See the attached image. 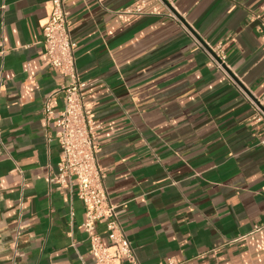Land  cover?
I'll use <instances>...</instances> for the list:
<instances>
[{
    "label": "crops",
    "instance_id": "obj_1",
    "mask_svg": "<svg viewBox=\"0 0 264 264\" xmlns=\"http://www.w3.org/2000/svg\"><path fill=\"white\" fill-rule=\"evenodd\" d=\"M51 0H0V264H94L83 202L57 174L43 101L66 78L45 64ZM69 0L70 38L99 124L97 161L140 264H264V0ZM225 44L226 71L204 50ZM93 232L110 242L106 219Z\"/></svg>",
    "mask_w": 264,
    "mask_h": 264
},
{
    "label": "built area",
    "instance_id": "obj_2",
    "mask_svg": "<svg viewBox=\"0 0 264 264\" xmlns=\"http://www.w3.org/2000/svg\"><path fill=\"white\" fill-rule=\"evenodd\" d=\"M69 0H51V10L47 21L40 27L41 39L36 43L42 46L45 64L66 78L62 86L64 104L54 111V92L47 94L43 101L42 111L47 120L56 127L55 137L58 141L59 161L57 174L50 181L57 182L60 187L72 188L76 185V194L85 208V221L82 227L89 234V253L94 264H140L126 237L114 205L104 183V173L97 161L99 151V124L94 120L93 108L84 94L88 83L81 80L76 68L75 43L70 38L71 22L69 20ZM100 1V0H98ZM149 0H139L127 12H140ZM161 3L169 0H158ZM209 56V65L229 77L226 71L225 44L218 42L205 49ZM8 52L0 38V71L3 58ZM2 83L0 78V95ZM254 113L252 122L259 124L262 135L257 141L264 147V94L255 101L250 100ZM3 143L0 137V150ZM22 198L19 200L17 225L11 253L12 264L16 263L19 239L22 235ZM106 219V227L110 234V242L105 243L93 232L94 223Z\"/></svg>",
    "mask_w": 264,
    "mask_h": 264
}]
</instances>
